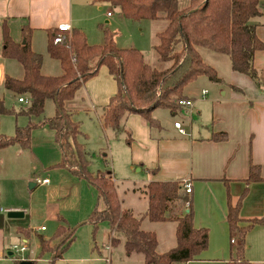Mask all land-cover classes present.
<instances>
[{
    "label": "trees",
    "instance_id": "trees-1",
    "mask_svg": "<svg viewBox=\"0 0 264 264\" xmlns=\"http://www.w3.org/2000/svg\"><path fill=\"white\" fill-rule=\"evenodd\" d=\"M96 1L110 4L118 9L121 16L134 22L164 20L167 26L157 35L158 43L153 51L158 62L168 63L169 67L162 70L153 68L144 62L137 49L117 48L112 33L102 26L103 42L100 45H89L79 29L73 28L70 33L55 29L48 31L47 53L59 63L61 74L47 76L41 73V55L31 49V29L23 27L21 41L14 43L6 26H3L2 57L17 61L24 71L21 79L6 77L4 89L17 99L27 101L18 114L28 118L40 117L45 102H54V116L44 118L38 125L47 126L54 132L61 153V162L57 166L94 188L103 209L95 208L88 223L94 229L100 223L107 224L110 247L123 238L125 255H141L142 264H186L206 250L208 230L193 226L190 197L185 193L182 182H150L146 185L148 204L142 219L176 223L175 246L158 253L156 234L142 230V219L121 207L111 173L99 171L93 175L88 171V153L77 141L79 136L85 135L81 134L79 123L72 119L65 106L89 79L96 76L100 67H106L117 88L109 102L101 107V124L103 130L111 131L115 138L124 135L126 144L130 145L131 133L125 125L128 116L139 115L149 128H160L152 117L153 111L166 109L175 115L180 110L178 101L186 99L183 90L189 83L201 76L214 83L222 82L216 71L203 62L197 48L228 56L233 72L249 77L260 87L259 72L254 68L253 58L255 52L264 50V43L257 38V25L253 21L262 18L264 25V15L260 11L264 0H188L184 7H180L179 0ZM56 36L63 38L61 43H53ZM5 113L9 112L0 99V115ZM36 126L16 127L11 138L0 134V150L12 146L28 150ZM214 137L218 141L226 139L225 134ZM149 172L154 174L156 170ZM260 180L259 168L250 165L246 186ZM247 189L235 202L228 198L226 221L230 232L237 235L238 243L235 258L227 264H250L243 257L245 235L252 226L264 221L249 220L245 221L246 226H239L242 221L239 211ZM187 202L189 207L179 210ZM174 209L179 213H174ZM58 220L59 225L51 239L38 237L41 252L50 254L48 264L60 259L73 240L74 232L66 227V221L62 217ZM55 239L58 243L51 247Z\"/></svg>",
    "mask_w": 264,
    "mask_h": 264
},
{
    "label": "crops",
    "instance_id": "crops-1",
    "mask_svg": "<svg viewBox=\"0 0 264 264\" xmlns=\"http://www.w3.org/2000/svg\"><path fill=\"white\" fill-rule=\"evenodd\" d=\"M88 1H91V4L96 2V0ZM74 3L75 0H0V82L3 86L6 77L21 79L24 75L21 64L15 60L18 67L16 70L21 72L20 76L16 71L15 74L7 72V61L2 57L3 26H6L14 43L21 41V29L23 27L31 29V49L33 36L40 33L46 36L45 45L47 49L48 31L55 30L62 24L69 25L70 30L73 28L79 29L88 37L89 34L81 24V19L78 18L76 12L74 13L73 5L76 4ZM100 3L108 5L106 2ZM260 11L264 15V2L260 6ZM106 17L110 19L112 14L110 16L106 14ZM145 21L154 24L153 50V47L158 43L157 35L165 30L167 23L162 19ZM262 22V18L253 21L257 25L255 34L264 43V25ZM155 23L162 26L156 28ZM197 52L203 62L212 67L222 80L221 83L216 84L228 86L229 96H225L226 92L222 95L223 97L212 94L207 98L208 92L205 96L200 94L199 100L202 105L195 108L196 101L187 96L185 87L183 95L186 100L193 102V107L189 109V112L186 108H180L173 116L186 110V117L188 114L191 118L195 110L200 115V109H204L206 122L198 124L194 132L191 123L189 129L182 127L186 135H181L174 125L169 132L160 126L157 132L154 133V129L149 128L139 115H130L127 117L125 125L131 133L132 142L130 145L119 147V149L123 154L129 156L125 164L130 166L131 172L143 174L144 176L137 181H131L132 188L129 190H131L130 195L135 196L137 201L143 199L146 204L145 212L148 204L146 195V185L148 183L188 181L191 185V193L188 195L193 213V226L197 229L208 230V245L206 250L199 254L196 259L186 264H227L235 258V248L238 243L237 235L230 232L226 221L228 198L235 202L247 187L248 192L239 211V217L242 220L239 226H246L247 222L245 221L264 219V50L255 52L253 58L254 68L259 72L260 87H257L249 77L233 72L229 57L227 60L225 55L216 53L218 56L214 55L212 62H207L202 52L198 49ZM221 56H225V58ZM144 62L148 64L145 59ZM151 67L159 69L156 66ZM116 88L115 80L109 74L107 68L102 66L97 75L89 79L76 93L75 98L66 103L65 108L72 116L79 110L85 111V113H95L97 125L104 133L100 119L101 107L109 102L110 97L115 94ZM156 110L153 111L152 115ZM97 111H99L98 115ZM155 120L157 121V119ZM78 123L81 134L85 135L81 130V122L78 121ZM163 131H165L164 135H162ZM50 134L55 142L52 130H50ZM216 134H225L226 139L222 141L215 140L214 135ZM84 137L79 136L78 140L80 141V138ZM119 138L114 137V140ZM250 165L259 168L261 180L246 186L245 180L248 178ZM151 170H156V172L152 174L149 172ZM110 173L115 184L117 181L116 176L112 171ZM137 182L141 185L137 186ZM118 197L121 198L119 195ZM120 200L123 209L133 212L132 208H125L122 199ZM100 209H103V204ZM10 211H17V209L10 208ZM3 212L0 209V263L7 259V254L15 246L12 244L13 229L11 221H9L12 218L5 217L2 215ZM173 212L177 213L178 211L174 209ZM55 217L59 225L58 219L61 216L56 214ZM153 223L173 224L174 238H171V242L174 241V243L169 249L173 248L176 244V223L170 221ZM39 228L35 227L32 232L38 235L46 231V229L40 231ZM26 236H28L27 233ZM231 240L234 243H231ZM116 244H111L109 256H111V249ZM158 246L159 241L157 244L158 253L166 252L159 250ZM64 254L65 252L54 263L66 261L67 264H85L92 260V258H78L75 256L64 257ZM137 255L139 254H131L127 257L132 258V256ZM243 257L250 264H264V221L252 226L246 233ZM141 262L143 263V257ZM110 263L111 259L109 257L108 264Z\"/></svg>",
    "mask_w": 264,
    "mask_h": 264
},
{
    "label": "rangeland",
    "instance_id": "rangeland-1",
    "mask_svg": "<svg viewBox=\"0 0 264 264\" xmlns=\"http://www.w3.org/2000/svg\"><path fill=\"white\" fill-rule=\"evenodd\" d=\"M187 1L179 0L180 7H184ZM75 3V6L73 5L74 13L76 12L82 21L81 24L89 34L86 37L89 45L102 44V26L112 33L117 48H135L141 52L145 61L151 66H156L159 69L169 67L168 63L158 62L156 54L152 50L155 36L153 33L154 24L145 20L134 22L125 19L119 14L118 9L110 4H101L98 1L91 4L92 2L88 0H75ZM108 12L112 14L110 19L106 17ZM155 26L160 28L162 25L155 23ZM45 44L46 36L44 34L33 36L32 49L42 58L41 73L47 76H58L61 74V68L56 60L48 55ZM197 49L202 52L207 62H212L214 55L218 56L211 50ZM225 56L221 57L225 58ZM227 58L228 56L225 59ZM5 60L7 61V72L15 74L18 69L16 62L12 59ZM17 74L20 76L21 72H17ZM203 90H207V98L212 94L223 97L225 92V96H229L227 85H217L209 81L207 77L201 76L186 86L187 96L196 101L195 108L202 105L199 99ZM17 98V96L6 92L0 82V99L9 112L0 115V134L11 138L15 134L16 127L25 128L29 124L37 125L32 131L28 150H22L18 146L0 150V209L4 211L2 215L6 217L10 208H16L23 214L20 218L9 220L13 229L12 244L19 251L12 250L13 255L7 256V259L0 264H19L21 260L30 261L31 264H48L45 260H51L50 254L41 252L38 237L42 236L49 240L54 236L58 226L56 214L63 217L67 222L66 227L74 232L72 242L64 250V257L92 258L85 264H108L105 257L108 260L110 257V264H142L141 255L132 256V258L125 255L123 238H120V241L111 249V256L108 255L110 251L106 248L108 246L107 224L100 223L94 229L88 223L93 210L102 207V202L97 199L94 188L85 180L57 166L61 162L58 145L54 142L49 128L38 125L44 118L54 116V102L52 100L45 102L44 112L40 117L28 118L18 114L25 104L18 103ZM185 111L173 116L166 109H157L152 117L157 119L159 126L168 132L172 130L176 121L185 129H189L191 123L193 132L198 124L206 122L204 109H200V115L195 110L191 118L188 114L186 117ZM98 114L99 111H97ZM72 118L81 122V130L85 133V137L77 141L88 153V171L93 175L99 171H112L117 179L115 187L123 201V206L132 208L135 216L142 219L146 204L143 199L137 201L135 196H131L129 189L132 188L131 181H137L144 176L131 172L130 166L125 164L129 156L123 154L119 149V147L127 145L125 136L121 135L119 139L114 140L111 131L103 133L97 125L95 113H85V111L79 110ZM141 120L143 119L141 118ZM152 129L156 133L159 128ZM164 133L165 131L162 132V135ZM37 179L40 181L47 179L49 184L37 183ZM138 182L137 186H140L141 184ZM31 184L36 185L35 188L31 189ZM183 208H186V204L179 210ZM141 226L143 230L153 231L157 234L158 249L163 250L162 252L169 250L174 243V241L171 242V238H174L173 224H154L147 219H142ZM35 227H44L46 231L35 235L32 232ZM57 243V239L53 240L51 247ZM23 247H27L26 252L20 251ZM54 264L67 263L65 261Z\"/></svg>",
    "mask_w": 264,
    "mask_h": 264
},
{
    "label": "built area",
    "instance_id": "built-area-1",
    "mask_svg": "<svg viewBox=\"0 0 264 264\" xmlns=\"http://www.w3.org/2000/svg\"><path fill=\"white\" fill-rule=\"evenodd\" d=\"M111 15V13H107V16H110ZM57 30L59 31V32H61V33H70V27H69V25H65V24H62V25H59L58 27H57ZM62 40H63V38L61 37V36H56L54 39H53V43L54 44H59V43H61L62 42ZM207 94V91H205V90H203L202 92H201V95L202 96H205ZM18 102L19 103H27V101L26 100H24V99H22V98H19L18 99ZM177 105L180 107V108H186V109H191L192 107H193V102L191 101V100H180V101H178V103H177ZM174 127L178 130V132L181 134V135H186V132H185V130L182 128V125L179 123V122H175L174 123ZM37 181V183H40V184H47L48 183V180L47 179H44V180H42V181H40L39 179H37L36 180ZM182 186H183V189H184V191H185V193L186 194H190L191 193V185L188 183V181H182ZM189 207V202H187L186 203V208H188ZM39 230L40 231H44L45 230V228L44 227H40L39 228ZM231 243H234V241L233 240H231ZM106 248L107 249H110V246L108 245V246H106ZM13 250H15V251H19L18 249H17V247L16 246H14L13 247ZM27 250V248L26 247H23V248H21L20 249V251H26ZM105 261L108 263L109 262V260L107 259V258H105Z\"/></svg>",
    "mask_w": 264,
    "mask_h": 264
},
{
    "label": "water",
    "instance_id": "water-1",
    "mask_svg": "<svg viewBox=\"0 0 264 264\" xmlns=\"http://www.w3.org/2000/svg\"><path fill=\"white\" fill-rule=\"evenodd\" d=\"M33 186H34V185L31 184V185H30V188L32 189ZM22 216H23V214H22L21 212H18V211H10V212L7 213V217H8V218H20V217H22ZM7 256H12V253L9 252V253L7 254ZM52 258H53V257H52ZM19 264H31V262H30V261L21 260V261L19 262Z\"/></svg>",
    "mask_w": 264,
    "mask_h": 264
}]
</instances>
